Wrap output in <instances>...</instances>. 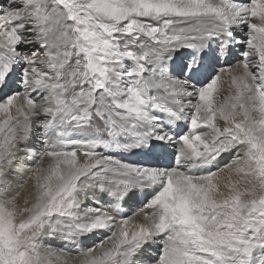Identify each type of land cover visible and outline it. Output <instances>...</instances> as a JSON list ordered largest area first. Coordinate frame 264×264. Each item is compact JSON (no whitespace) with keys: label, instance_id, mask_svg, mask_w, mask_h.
Returning <instances> with one entry per match:
<instances>
[{"label":"snow or ice","instance_id":"snow-or-ice-1","mask_svg":"<svg viewBox=\"0 0 264 264\" xmlns=\"http://www.w3.org/2000/svg\"><path fill=\"white\" fill-rule=\"evenodd\" d=\"M0 264H264V0H0Z\"/></svg>","mask_w":264,"mask_h":264}]
</instances>
